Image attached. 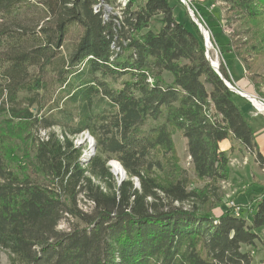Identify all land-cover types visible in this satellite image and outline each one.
<instances>
[{"label": "trees", "instance_id": "1", "mask_svg": "<svg viewBox=\"0 0 264 264\" xmlns=\"http://www.w3.org/2000/svg\"><path fill=\"white\" fill-rule=\"evenodd\" d=\"M222 1L224 26H238L213 34L224 52L219 73L198 24L179 20L171 0H127L116 20L95 9L99 0H0V128L28 141L19 171L12 142L0 137V247L9 264L253 263L242 245L261 239L264 187L246 215L212 209L237 145L264 172L253 127L225 81L228 60L240 59L264 96V73L251 70L260 57L249 60L264 56V0ZM175 129L203 188L177 160ZM86 131L95 150L85 155L75 140ZM64 218L73 222L61 230Z\"/></svg>", "mask_w": 264, "mask_h": 264}, {"label": "rangeland", "instance_id": "2", "mask_svg": "<svg viewBox=\"0 0 264 264\" xmlns=\"http://www.w3.org/2000/svg\"><path fill=\"white\" fill-rule=\"evenodd\" d=\"M113 0H109L110 4ZM127 0H124L126 2ZM134 5L139 4L140 2H143V0H133ZM172 3L175 5V14L178 17L179 20L187 24L188 26L191 25V18L192 16L188 12V9L186 5L181 4L178 2V0H171ZM123 7H125V3H119ZM194 10L195 16L201 21V23L204 26H208L211 32V44L212 48L210 50V56L213 60V62L218 63L224 62L225 59L223 57V48L222 45H219L215 39L213 34L220 33V30L224 28L227 33H235L236 27L238 26L237 23H232L230 26H224V23L221 21V16L225 14L226 11V3H224L222 0H191L190 4ZM111 7H114L113 10H116V4H111ZM118 7V6H117ZM119 9V8H118ZM205 12L208 13V15L205 14ZM189 15H188V14ZM202 15L204 18V21L202 19ZM153 27L157 28L159 27L158 21L152 22ZM78 33V29L72 30V34L68 37V42L72 43L74 40L76 41V37ZM231 43L236 46L242 47L244 44V38L243 37H231ZM257 53L254 52L249 56V60L252 62L253 57H260V64L257 66L256 64L251 66L252 71H260L261 73H264V56L263 54L261 56H255ZM232 54L227 52L225 56H231ZM218 59V60H217ZM259 59V58H258ZM229 65L233 67L234 72L237 74L239 73L241 66L240 63H236V66L234 67V64L232 63L231 59L228 60ZM256 63V62H254ZM261 81L260 79H257V82ZM261 92H264L263 84ZM254 88V86H253ZM253 93L256 95V97L261 98L262 103H264V96L261 95L260 90L256 91L255 88L252 89ZM54 131L59 132V128H53ZM88 132V131H86ZM0 133H3V136L7 142L8 145L10 142H12L11 145V152L9 153V159L11 161V164L18 169L19 171L21 168H25V166L28 164V157H27V147H28V141L25 140L27 135L25 132H22V134H14V130L11 132V129H8L5 127L3 129L0 128ZM45 133V134H44ZM90 134V133H89ZM42 137L46 136V131H42L40 134ZM91 136V135H90ZM12 137V138H11ZM16 137V138H15ZM91 138H93L91 136ZM91 138H88L86 134H80L75 142L76 144L80 145V147L83 148V151H85L86 154H92L94 153V147L92 144ZM173 138L177 150V160L179 161L180 165L188 170L189 176L192 178V187H198L203 188L205 184V180L197 179L194 174L193 164L191 160V156L188 153L187 149V139L181 135L180 132H178L176 129L173 130ZM95 142V139H94ZM13 146V148H12ZM249 152L243 148H240L238 145L236 146V149L230 153V174L229 179L222 182V189L224 193L223 201L222 203L214 207L213 213L214 215H220L224 210L226 209H232L235 210V207L230 205V202H234L235 205L240 207V214L246 215L247 213H250L252 209L256 205V199L260 195L258 191H261V188L264 187V184H262V181H264V172L261 171V169L257 166L256 162L254 161L253 156L248 154ZM248 160V162H245V160ZM112 167V166H111ZM113 168V167H112ZM117 176V175H116ZM120 180V176H117ZM262 179V181H259L257 178ZM257 190V192L255 191ZM79 205L82 208H86L87 206L85 203L80 201ZM73 222V219L71 218H64L60 225L59 229L66 230L69 227V224ZM259 234L261 235V239L257 240L254 246H248V245H242V251H249L251 252L253 256V263L252 264H262L264 263V230H259ZM0 262L1 264H9L10 262V255L9 252L2 247H0Z\"/></svg>", "mask_w": 264, "mask_h": 264}, {"label": "crops", "instance_id": "3", "mask_svg": "<svg viewBox=\"0 0 264 264\" xmlns=\"http://www.w3.org/2000/svg\"><path fill=\"white\" fill-rule=\"evenodd\" d=\"M231 61L234 64V67L238 62L241 66V69L237 74L236 72H234L233 67L229 65L228 61V72L231 76V81L240 89V91H242V94H238L237 104L239 105L247 121L253 127L259 151L264 155V111L257 112L255 107L256 105L251 99L256 97V95L252 92V89H254L253 84L246 75L245 67L242 60L237 58H231ZM220 145L222 150H229L231 142L229 140H225L221 142ZM257 179L259 181H262L260 177ZM262 184H264V181H262Z\"/></svg>", "mask_w": 264, "mask_h": 264}, {"label": "bare ground", "instance_id": "4", "mask_svg": "<svg viewBox=\"0 0 264 264\" xmlns=\"http://www.w3.org/2000/svg\"><path fill=\"white\" fill-rule=\"evenodd\" d=\"M102 1H104V7L102 6ZM113 1H112V3L114 4ZM119 1H123V3H126V2H124V0H119ZM111 4H110L109 0H99V2L97 3V5L95 6V9H101L102 8V10L104 11L105 14H111V13L114 14L115 13V11L113 10L114 7H111ZM122 7L123 6H118L117 7V8H119L120 13H121ZM194 18L198 22V27L201 30L200 32H202V34H205L206 37H207V32H206L207 30H206L205 26L201 23V21H199V19L195 16V14H194ZM206 48L208 49V51L210 53V50L212 48L211 41L207 42V47ZM209 58L212 60L211 56ZM214 64H217L218 65V63H215V62H214ZM226 83H227L228 87L230 89H232L231 83L229 81H226ZM251 99L254 101V103H255V105L257 107H259L261 110L264 111V107L258 102L257 99H255V98H251ZM82 134H86V136L88 138H91L89 132H83ZM91 139H93L92 140V144L94 146V138H91ZM111 165H112L114 171H116L118 173L122 172V167H121V165L117 161H111ZM234 212H235L236 215H240V212L239 211H234Z\"/></svg>", "mask_w": 264, "mask_h": 264}, {"label": "built area", "instance_id": "5", "mask_svg": "<svg viewBox=\"0 0 264 264\" xmlns=\"http://www.w3.org/2000/svg\"><path fill=\"white\" fill-rule=\"evenodd\" d=\"M181 2H183L184 5H186L189 13L190 12L192 14L194 13V10H193L192 6L190 5L191 4V0H181ZM102 6L104 7V1H102ZM115 8H116L115 13L114 14H106V18H108L109 16H113L115 18V20H116V16H120L121 15L119 9L117 8V3H116V7ZM202 19H203V17H202ZM203 21H204V19H203ZM205 28L207 30L206 31L207 32V37H206L205 34H203V37H204V40H205V45L207 47V42H209L210 39H211V32H210V29L208 28L207 25L205 26ZM218 65H219V60H218ZM230 83H231V86H232V90L233 91H235L237 94H242V91H240V89L233 82H230ZM254 98L257 99L258 102L264 107V103H262L261 98H256V97H254ZM255 107H256L257 112L263 111L259 107H257V106H255ZM245 162H248V160L246 159ZM230 205L233 206V207H235V210L234 211H240V207L237 206V205H235L234 202H230Z\"/></svg>", "mask_w": 264, "mask_h": 264}, {"label": "water", "instance_id": "6", "mask_svg": "<svg viewBox=\"0 0 264 264\" xmlns=\"http://www.w3.org/2000/svg\"><path fill=\"white\" fill-rule=\"evenodd\" d=\"M190 14H191V16H192V20H194V21L198 24V22H197L196 19L194 18V14H192L191 12H190ZM206 55H207V58L209 59L211 65L213 66V68H214L217 72L221 73V72H220L219 65L214 64L213 60H211V59L209 58V57H210V54H209L208 49H207V51H206ZM208 56H209V57H208ZM225 81H227V80H225ZM226 84H227V83H226ZM94 144H95V142H94ZM93 147H94V149H95V145H94ZM117 162L121 165V163H120L119 161H117ZM110 165H111V162H110ZM111 166H112V165H111ZM121 167H122V172H120V173L114 171L113 168H112V171L114 172L115 175L120 176V178H121V180H122V179L125 178L126 173H125V170H124V168H123L122 165H121Z\"/></svg>", "mask_w": 264, "mask_h": 264}]
</instances>
